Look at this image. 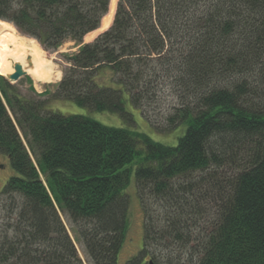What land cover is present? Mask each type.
Returning <instances> with one entry per match:
<instances>
[{"label":"trees","instance_id":"16d2710c","mask_svg":"<svg viewBox=\"0 0 264 264\" xmlns=\"http://www.w3.org/2000/svg\"><path fill=\"white\" fill-rule=\"evenodd\" d=\"M0 0L46 50L79 44L48 98L0 75V264H117L134 171L141 250L126 264H264V0ZM132 106L176 145L62 114ZM134 165V167L132 166ZM134 168V170H133ZM77 235L83 260L67 225Z\"/></svg>","mask_w":264,"mask_h":264},{"label":"rangeland","instance_id":"374dc122","mask_svg":"<svg viewBox=\"0 0 264 264\" xmlns=\"http://www.w3.org/2000/svg\"><path fill=\"white\" fill-rule=\"evenodd\" d=\"M110 4H109L108 12L102 18V21L109 13ZM116 4H117V0L115 1L113 10H115ZM113 15H114V11H113ZM112 20L113 17L105 28H103L101 31L95 32L91 38L87 39L86 37L87 35H85L83 38L84 42L91 41L96 35H98L100 32L108 28L112 23ZM2 21L8 22L6 20H2ZM102 21L97 29H99L102 26ZM8 23L12 25L17 35L34 40L43 50L46 58L51 62L53 66L54 74L59 73V75L57 77H54L52 81L43 84L36 83L29 74L25 73L17 81L12 82V84L16 87L19 94H21V96L25 98H31V97L48 98L50 93L53 92L56 84L60 81L62 77V69L66 64V57L75 53L76 50L78 49L79 44L77 42H74L73 40H66L61 45H59L55 50H46L37 42L36 39L28 35L22 34L12 23L10 22ZM124 98H125L126 109L131 112L134 120V124L124 121L123 119L120 118V116L117 113L109 112V111L92 110L87 107L79 106L69 100H49L48 108L53 111H58L62 114L86 115L104 125L114 126V127H124V128L137 130L147 134L150 138H152L155 141L167 145H176L178 141V136L181 135L182 132H184V126L173 129L170 132H166V133L159 132L142 116L138 108L132 106V104L128 99L127 94L125 93H124ZM132 166L134 167V165ZM12 174H14V170L10 166L7 155L0 152V190L4 185V183L6 182V180ZM125 192L129 198L127 231H126V238L118 253L117 264H126V261L130 257L135 256L141 250L142 247L143 214L139 203L138 195L136 192L134 171L131 172L130 180L125 189ZM67 228L69 234L71 235V238L73 239L75 246L77 247L80 257L83 260H85V254L82 250L81 243L76 233L71 228H69L68 225ZM141 262L143 264H150L151 260L148 256H146L141 260Z\"/></svg>","mask_w":264,"mask_h":264},{"label":"bare ground","instance_id":"6f19581e","mask_svg":"<svg viewBox=\"0 0 264 264\" xmlns=\"http://www.w3.org/2000/svg\"><path fill=\"white\" fill-rule=\"evenodd\" d=\"M115 1L111 0L109 13L103 19L102 26L89 32L87 39L109 24L113 17ZM15 63L20 64L22 70L38 84L50 82L59 75L54 74L51 62L34 40L17 35L12 25L0 20V74L9 76L13 73Z\"/></svg>","mask_w":264,"mask_h":264},{"label":"water","instance_id":"95a60500","mask_svg":"<svg viewBox=\"0 0 264 264\" xmlns=\"http://www.w3.org/2000/svg\"><path fill=\"white\" fill-rule=\"evenodd\" d=\"M24 74H25V72L22 70L21 65L18 64V63H15L13 65V73H11L9 76H4V77L9 82H15V81H17Z\"/></svg>","mask_w":264,"mask_h":264}]
</instances>
